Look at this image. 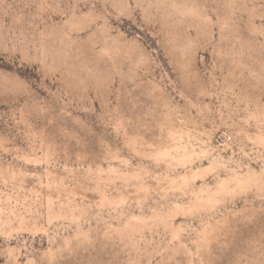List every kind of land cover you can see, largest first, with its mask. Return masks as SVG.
<instances>
[{"label": "rangeland", "instance_id": "374dc122", "mask_svg": "<svg viewBox=\"0 0 264 264\" xmlns=\"http://www.w3.org/2000/svg\"><path fill=\"white\" fill-rule=\"evenodd\" d=\"M264 0H0V264H261Z\"/></svg>", "mask_w": 264, "mask_h": 264}, {"label": "snow or ice", "instance_id": "6c2138e0", "mask_svg": "<svg viewBox=\"0 0 264 264\" xmlns=\"http://www.w3.org/2000/svg\"><path fill=\"white\" fill-rule=\"evenodd\" d=\"M261 264H264V261H261Z\"/></svg>", "mask_w": 264, "mask_h": 264}]
</instances>
